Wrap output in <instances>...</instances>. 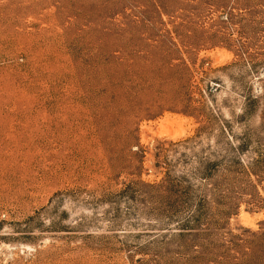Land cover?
I'll return each mask as SVG.
<instances>
[{"label":"rangeland","instance_id":"rangeland-1","mask_svg":"<svg viewBox=\"0 0 264 264\" xmlns=\"http://www.w3.org/2000/svg\"><path fill=\"white\" fill-rule=\"evenodd\" d=\"M0 264H264V0H0Z\"/></svg>","mask_w":264,"mask_h":264}]
</instances>
